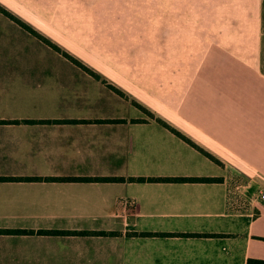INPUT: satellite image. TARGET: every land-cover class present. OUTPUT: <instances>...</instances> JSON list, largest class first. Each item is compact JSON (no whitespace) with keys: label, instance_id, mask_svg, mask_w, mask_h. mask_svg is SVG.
I'll use <instances>...</instances> for the list:
<instances>
[{"label":"crops","instance_id":"0c3cea01","mask_svg":"<svg viewBox=\"0 0 264 264\" xmlns=\"http://www.w3.org/2000/svg\"><path fill=\"white\" fill-rule=\"evenodd\" d=\"M263 178L264 0H0V264L264 262Z\"/></svg>","mask_w":264,"mask_h":264},{"label":"trees","instance_id":"16d2710c","mask_svg":"<svg viewBox=\"0 0 264 264\" xmlns=\"http://www.w3.org/2000/svg\"><path fill=\"white\" fill-rule=\"evenodd\" d=\"M45 42L48 45H51L53 47H55V45L52 42H49L47 40H45ZM56 48V47H55ZM63 56H65L68 60L76 63L77 65H79L80 67H83L79 61L77 59H75L74 57L70 56L69 54L63 53ZM84 70L88 73H90V75L94 76V77H98L96 74H93L89 69L83 67ZM114 89V88H113ZM115 90V89H114ZM116 91V90H115ZM118 92V91H117ZM159 123L163 124L164 126H166L171 132L175 133L176 135H178L179 137H181L183 140H185L186 142H188L189 144L195 146L196 148H198L196 145H194V143H192L189 139L185 138L182 134H180L179 132H177L176 130H174L173 128H171L170 126H168L167 124H165L162 121H159ZM201 150V149H199ZM204 154H206L208 157H210L211 159H214L211 155L207 154L206 152H204L203 150H201ZM51 180H58V179H51ZM66 180V179H65ZM68 180H82V181H102V182H112V181H124V179H118V178H85V179H68ZM179 181H213L212 179H177ZM131 181H135V179H131ZM137 181H145V179H138ZM81 235H89L90 233L88 232H83V233H79ZM105 233H100V235H104ZM143 236H151V234H143ZM166 236V235H163ZM257 264H264V262H256Z\"/></svg>","mask_w":264,"mask_h":264},{"label":"rangeland","instance_id":"374dc122","mask_svg":"<svg viewBox=\"0 0 264 264\" xmlns=\"http://www.w3.org/2000/svg\"><path fill=\"white\" fill-rule=\"evenodd\" d=\"M38 34V33H37ZM41 37V36H40ZM42 39L44 38L43 36L41 37ZM46 39H48L49 40V38H46ZM47 40V41H48ZM51 42V41H50ZM52 43L53 44H56L55 42H53L52 41ZM36 44H37V46L38 45H41V44H47L44 40L43 41H41L40 39H38L37 38V40H36ZM41 55H43V54H41ZM70 56H73L75 59H77V60H82V61H84V62H90V61H93L94 60V58L93 57H95L96 59H97V57L100 55V54H83V53H79V54H69ZM37 56H38V54H37ZM44 56V55H43ZM238 194V193H237ZM234 195V198L237 200V201H239L240 203L241 202H243V200L239 197V195Z\"/></svg>","mask_w":264,"mask_h":264},{"label":"built area","instance_id":"2783aa9c","mask_svg":"<svg viewBox=\"0 0 264 264\" xmlns=\"http://www.w3.org/2000/svg\"><path fill=\"white\" fill-rule=\"evenodd\" d=\"M262 180L264 182V178ZM259 196H260V198H262L264 200V188L260 191Z\"/></svg>","mask_w":264,"mask_h":264}]
</instances>
